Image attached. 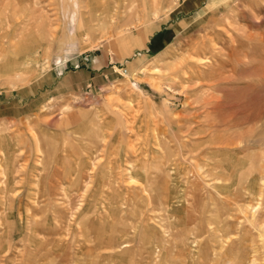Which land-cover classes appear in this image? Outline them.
<instances>
[{
	"label": "rangeland",
	"instance_id": "374dc122",
	"mask_svg": "<svg viewBox=\"0 0 264 264\" xmlns=\"http://www.w3.org/2000/svg\"><path fill=\"white\" fill-rule=\"evenodd\" d=\"M261 167L264 0H0V264H264Z\"/></svg>",
	"mask_w": 264,
	"mask_h": 264
},
{
	"label": "bare ground",
	"instance_id": "6f19581e",
	"mask_svg": "<svg viewBox=\"0 0 264 264\" xmlns=\"http://www.w3.org/2000/svg\"><path fill=\"white\" fill-rule=\"evenodd\" d=\"M259 162H260V161H259ZM211 169H213V168H211ZM255 170H256V169H255ZM257 170H258V169H257ZM248 172H249V171H248ZM255 172H256V171H255ZM258 173H263V174H264V168L261 167ZM250 174H251V173H249V177H250ZM260 175H261V174H259V176H260ZM246 176H247V175H246ZM260 177H261V176H260ZM245 178H246V177H245ZM254 182H255V181H254ZM263 182H264V181H263ZM248 184H250V183H248ZM254 184H256V183H254ZM258 184H259V183H258ZM245 186H247V185H245ZM250 186H251V185H250ZM254 187H255V186H254ZM251 189H252V188H251ZM251 189H250V190H251ZM254 191H256V190H254ZM244 192L247 193L246 191H244ZM249 192H250V191H249ZM257 192H258V191H257ZM259 194H260V193L258 192V195H259ZM250 195H251V194H250ZM256 195H257V194H256ZM258 195H257V196H258ZM262 195H263V194H262ZM260 196H261V195H260ZM253 197H254V196H253ZM235 198H236V197H235ZM235 198H234V199H235ZM251 198H252V195H251ZM254 198H255V197H254ZM254 198H253V199H254ZM260 198H261V197H260ZM253 199H252V200H253ZM236 200H237V199H236ZM241 201H242V199H241ZM237 202H238V201H237ZM260 204H261V203H260ZM256 205H257V204H256ZM251 206H252V205H251ZM258 206H259V205H258ZM245 207H246V206H245ZM253 207H254V206H253ZM259 208H260V207H259ZM243 209H244V208H243ZM246 209H247V208H246ZM250 209H251V208H250ZM239 211H240V210H239ZM245 212H246V211H245ZM263 212H264V211H263ZM214 213H215V212H214ZM246 214H247V213H245V215H246ZM217 215H218V213H217ZM245 215H243V216H245ZM240 216H242V215H240ZM218 218H219V217H218ZM200 219H201V218H200ZM215 219H216V218H215ZM245 219H246V218H245ZM216 220H217V219H216ZM239 220H241V219H239ZM239 220H238V221H239ZM218 222H219V221H218ZM242 222H243V221H242ZM240 223H241V222H240ZM263 223H264V221L262 222V224H263ZM208 224H209V223H208ZM259 224H260V223H259ZM225 225H226V224H225ZM197 226H199V225H197ZM208 226H209V225H208ZM210 226H212V225L210 224ZM259 226H260V225H259ZM198 228H199V227H198ZM188 229H189V228H188ZM199 229H200V228H199ZM210 229H211V228H210ZM214 231H215V232H214ZM244 231H245V230H244ZM213 232L216 233L217 231L214 229ZM213 232H212V233H213ZM188 233H189V232H188ZM195 234H196V233H195ZM212 235H213V234H212ZM224 235H225V234H224ZM205 236H206V235H205ZM199 237H200V236H199ZM202 238H203V236H202ZM227 239H228V237H227ZM229 242H230V239H229V241L226 240V242H225L226 245H227V243H229ZM193 243H194L195 245L197 244V246H199V245L201 244L198 240H197V243H195V241H194ZM214 244H215V243H214ZM222 245H223V244H222ZM222 245L220 246V249L223 250L226 246H224V245L222 246ZM232 245H233V244H232ZM228 246H229V245H228ZM179 250H180V248H179ZM216 250H217V249H216ZM212 252H213V251H212ZM217 252H218V251H217ZM222 252H223V251H222ZM240 253H241V252H240ZM180 255H181V254H179V255L177 256V259H178V257L181 258ZM183 258H184V257H183ZM210 259H211V258H210ZM183 260H184V259H183ZM246 261H247V260H246ZM192 264H193V263H192ZM204 264H205V262H204Z\"/></svg>",
	"mask_w": 264,
	"mask_h": 264
}]
</instances>
